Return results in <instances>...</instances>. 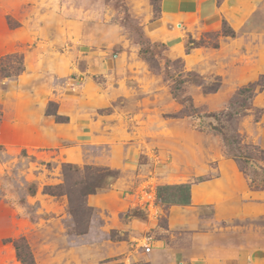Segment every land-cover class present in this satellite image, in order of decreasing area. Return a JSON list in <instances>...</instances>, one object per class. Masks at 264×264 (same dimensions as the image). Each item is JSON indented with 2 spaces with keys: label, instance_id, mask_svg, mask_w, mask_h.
Returning a JSON list of instances; mask_svg holds the SVG:
<instances>
[{
  "label": "rangeland",
  "instance_id": "1",
  "mask_svg": "<svg viewBox=\"0 0 264 264\" xmlns=\"http://www.w3.org/2000/svg\"><path fill=\"white\" fill-rule=\"evenodd\" d=\"M201 1L171 16L162 0H0V98L35 114L0 125V264H151L147 246L189 247L153 191L215 177L219 159L264 193V0L239 21ZM251 220L264 234V213Z\"/></svg>",
  "mask_w": 264,
  "mask_h": 264
},
{
  "label": "crops",
  "instance_id": "2",
  "mask_svg": "<svg viewBox=\"0 0 264 264\" xmlns=\"http://www.w3.org/2000/svg\"><path fill=\"white\" fill-rule=\"evenodd\" d=\"M162 1L163 8L167 9L165 14L170 15L173 11L177 12L182 4V0ZM192 1V7L186 8L182 14L193 15L196 11L202 12V1ZM254 2L261 0H225L221 7L216 6L214 2V9L209 13L214 14L218 9L219 14L239 21L249 13ZM172 33V38L180 43L178 32L173 30ZM20 102V99L16 98L11 112L7 99L0 98L3 108L0 114L3 118V121H0L1 126L6 124L7 117L12 116L13 127L27 124L29 120L34 122V112L22 114L23 106L21 107ZM50 138L52 139V136ZM118 162V159L113 160L114 164ZM214 169L217 172L215 177L166 184L174 186L163 188L169 190L165 200L161 197L162 189H154L156 200L170 205L169 223L188 226L191 233L189 247H172L164 242H161L158 249L151 247V264H264V234L257 231L259 224H253L252 222L256 221L251 220L264 213V193L249 188L236 163L231 159L216 160ZM191 178L193 180L194 177ZM183 184H190L189 192L186 187L177 186ZM173 189L177 191L176 194L172 192ZM203 206L211 212L207 219L199 221L196 212Z\"/></svg>",
  "mask_w": 264,
  "mask_h": 264
},
{
  "label": "trees",
  "instance_id": "3",
  "mask_svg": "<svg viewBox=\"0 0 264 264\" xmlns=\"http://www.w3.org/2000/svg\"><path fill=\"white\" fill-rule=\"evenodd\" d=\"M154 1L158 2L159 0H154ZM160 3H161V0H160ZM159 5H160V4H159ZM228 29H230V32H229V33H230L231 35H234V31H233L231 28H228ZM255 86H256V83H252V84H250L249 86H247V87L241 89V90H240V93L243 94L244 92H250V91L253 92V91L256 90ZM58 117H61V116H58ZM233 158L236 160L237 163H239V159H240L241 157H239V155H235V154H234ZM101 184H102V177L100 176V178H98L97 181H93V182L90 181L87 185L84 183V185H83L80 189H78V190L80 191V193H81L83 196H87V195H89V194H93V193H95V192L97 191V187H100ZM172 186H174V185L159 186V189L168 188V187H172ZM177 186L186 187V188L188 189V192H189L190 184H183V185H177ZM46 191H47L49 194L54 193V192L51 191V188H50V187H47V190H46ZM188 198H189V193H188ZM188 202H189V200H188ZM14 245H15L17 251H18V255H19L21 261L24 262V259H25V258H23V257L21 256L20 252H19V250H20L19 242H17V241L14 242ZM25 261H26V260H25ZM24 263H25V262H24Z\"/></svg>",
  "mask_w": 264,
  "mask_h": 264
},
{
  "label": "built area",
  "instance_id": "4",
  "mask_svg": "<svg viewBox=\"0 0 264 264\" xmlns=\"http://www.w3.org/2000/svg\"><path fill=\"white\" fill-rule=\"evenodd\" d=\"M151 247L150 246H147V250L150 251Z\"/></svg>",
  "mask_w": 264,
  "mask_h": 264
}]
</instances>
